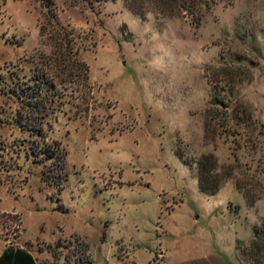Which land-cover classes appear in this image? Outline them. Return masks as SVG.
I'll return each mask as SVG.
<instances>
[{"label": "rangeland", "instance_id": "obj_1", "mask_svg": "<svg viewBox=\"0 0 264 264\" xmlns=\"http://www.w3.org/2000/svg\"><path fill=\"white\" fill-rule=\"evenodd\" d=\"M229 1L196 27L142 19L125 0H0V214H11L0 255L13 245L63 264L85 242L93 264H251L264 222V0ZM14 70L44 73L55 91L47 137L16 122ZM209 153L228 176L215 195L199 186Z\"/></svg>", "mask_w": 264, "mask_h": 264}, {"label": "trees", "instance_id": "obj_2", "mask_svg": "<svg viewBox=\"0 0 264 264\" xmlns=\"http://www.w3.org/2000/svg\"><path fill=\"white\" fill-rule=\"evenodd\" d=\"M127 8L142 19H146L148 15L152 14L154 17L166 20L182 15L190 16L192 24L199 27L203 23L204 15L207 10L214 6L215 3L221 0H125ZM232 1V0H230ZM229 1V2H230ZM45 3V2H44ZM83 71L84 78L89 76V66L80 60L77 62ZM17 78L13 81L10 91L20 102V107L17 109L15 119L20 127L39 136L45 135L44 124L48 118L53 103L55 102V91L44 77V73L35 71L30 77L26 75L20 77L19 71L14 70ZM13 74V73H12ZM15 75V74H14ZM2 79V77H1ZM220 91V90H219ZM215 104L220 109L218 117L223 121L222 126L228 125V102L225 100L223 93L220 91L216 93ZM220 123V122H219ZM209 125V124H208ZM207 129V128H206ZM207 137V131L205 134ZM33 150L39 155L34 146ZM50 151V152H49ZM55 150H44L48 159H52ZM49 152V153H48ZM182 157L181 154L177 153ZM60 160H53L57 165V169H63V156H58ZM56 161V162H54ZM189 164L187 160H184ZM46 162V161H45ZM199 172V186L200 190L207 195H215L222 187L223 183L228 179L222 177L218 170V160L214 154H203L197 161ZM52 171V169H51ZM61 172V171H60ZM61 175V174H60ZM4 215L11 216L10 213H1L0 217ZM16 215V214H12ZM14 217V216H13ZM62 242L59 243V246ZM250 255L251 264H264V222L259 228H256V235L251 240ZM249 250V249H248ZM76 257L67 255L63 264H93V260L89 251L87 243H80ZM0 264H40L35 256L24 247L9 245L0 255Z\"/></svg>", "mask_w": 264, "mask_h": 264}]
</instances>
